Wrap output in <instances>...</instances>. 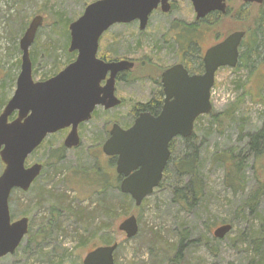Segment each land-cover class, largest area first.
<instances>
[{
    "label": "rangeland",
    "instance_id": "374dc122",
    "mask_svg": "<svg viewBox=\"0 0 264 264\" xmlns=\"http://www.w3.org/2000/svg\"><path fill=\"white\" fill-rule=\"evenodd\" d=\"M94 1L0 0V113L15 93L20 43L32 19L43 17L30 53L34 79L45 80L75 60L77 52L68 50L69 25ZM173 1L172 12L155 11L144 30L139 21L116 24L101 38L100 58L136 63L117 82L122 104L108 110L98 107L93 118L80 125L78 147L64 146L65 130L48 135L28 157L27 167L40 163L43 170L28 191L12 192L10 212L14 221L29 218V232L0 264H83L89 251L109 244L106 240L119 244L115 264H264V198L257 214L243 208L250 193L264 185V152L256 158L247 153L250 137L264 126V53L255 61L244 46L241 67L218 70L211 90L213 111L196 120L191 137L173 141L168 173L141 206L121 192L120 179L110 183L118 176L116 160L102 147L113 124L126 129L140 106L163 100L158 81L168 66L181 62L203 72L205 50L234 31H251L264 5L243 7L242 1L229 0L233 13L228 17L195 22L190 0ZM178 28L186 29L184 35L192 28L197 35L188 53L171 38ZM223 152H234L238 160L240 154L247 155L242 181L235 182L237 191L228 180V160L219 159ZM192 153L199 157L202 195L184 206L181 195L191 176L179 174L174 161ZM4 168L0 159V174ZM131 215L138 220L139 232L129 239L118 227ZM223 224L233 228L218 239L213 233Z\"/></svg>",
    "mask_w": 264,
    "mask_h": 264
},
{
    "label": "water",
    "instance_id": "95a60500",
    "mask_svg": "<svg viewBox=\"0 0 264 264\" xmlns=\"http://www.w3.org/2000/svg\"><path fill=\"white\" fill-rule=\"evenodd\" d=\"M191 1L197 19L216 11L225 14L228 10L226 0ZM159 5L164 12L171 8L170 0H96L88 4L83 14L69 25L68 50L77 52L75 60L45 80L34 79L30 53L43 17L38 15L32 19L20 43L22 62L15 93L0 113V159L5 165L0 174V258L13 254L29 232V218L14 221L10 212L12 192L28 191L43 170L40 163L27 167L28 157L48 135L67 128L71 130L64 146L78 147L79 126L92 119L96 108L104 106L108 110L122 103L115 94L116 76L133 69L135 62L100 58L102 36L116 24L136 20L144 30ZM246 35L245 30H237L210 47L205 53L201 74H190L183 64L164 71L162 84L166 97L158 115L142 112L127 129L113 124L102 151L116 157V172L123 177L120 190L130 195L136 206H141L162 183L171 158V141L179 136L191 137L196 120L213 111L211 90L217 71L238 66ZM118 228L127 238L135 237L139 232L136 216L127 217ZM232 228L231 224H223L213 234L222 239ZM118 246L114 243L89 251L83 264H115Z\"/></svg>",
    "mask_w": 264,
    "mask_h": 264
},
{
    "label": "trees",
    "instance_id": "16d2710c",
    "mask_svg": "<svg viewBox=\"0 0 264 264\" xmlns=\"http://www.w3.org/2000/svg\"><path fill=\"white\" fill-rule=\"evenodd\" d=\"M250 4H244L243 7H247ZM262 11L259 15V20L257 21L254 20V27L252 28L251 31H246L247 32V37L243 43V47H247V55L251 56V53L253 54V58L255 61H257V57L261 58L263 55L262 53H264V5L262 7ZM233 13L232 9L229 7L227 10V13L225 15H222L224 17H228L229 15H231ZM238 20H240V13L237 15ZM257 29H258V33H257ZM259 33L262 35L260 36ZM259 37V38H258ZM257 39H258V43H257ZM100 49V48H99ZM32 53V51H31ZM32 55V54H31ZM244 59L241 58L238 67L242 66V61ZM263 61V60H262ZM70 62V61H69ZM68 62V63H69ZM193 72H195L192 69ZM57 72V71H56ZM196 72H199V70H197ZM124 75V74H123ZM122 75V76H123ZM124 78V76H123ZM3 102H6L5 99L2 100ZM1 101V102H2ZM3 103H0V106H2ZM6 105V103H5ZM155 106L161 107L162 106V101L154 104V102H151L149 104L146 105H142L140 106V108L138 109V113L140 112H144V111H150V112H155L157 109L155 108ZM43 144V143H42ZM41 146V145H40ZM249 152H247L248 154L250 153V156H253L254 158L258 157L260 154H262L264 152V126L259 129L257 131V133L253 134L250 139H249ZM225 153V152H223ZM234 153V152H231ZM229 154V153H225V154H221V156L219 157V159H224L228 160V167H229V176H228V180L231 182V186L233 188L236 189L237 191V187L235 186V182L237 181H242V178L240 177V174L244 168V164H245V160L247 158V155L245 156H238L239 160L233 156V154ZM198 154L197 153H192V154H187L186 156H184L183 158H180L177 161H174V167L176 168V171H179V174L181 175H190L191 176V180L188 183V185L185 186V193L181 195V203L185 206V204H187L190 199H198L202 194V184H201V180L199 181L198 178V172L200 169V162L198 160ZM171 162V159L169 161V164ZM167 165L165 172H164V178L166 177L167 173H168V166ZM198 171V172H197ZM115 175V174H114ZM120 179V182L122 180V178L117 177H113L110 180V183L112 181L118 180ZM162 180V182H163ZM103 182H105V179L103 180ZM102 185V183H101ZM105 185V184H104ZM162 185V183L160 184V186ZM159 186V187H160ZM120 187V184H119ZM182 190V189H180ZM184 191V190H182ZM264 198V185L263 186H259L257 187V191H252L249 195V198L246 200L243 208L248 207L250 209L251 213H255L257 214V210L259 209V206L262 202V199ZM110 211V210H109ZM108 211V212H109ZM125 213V212H124ZM263 238H260L261 242L260 245L263 244L262 241ZM105 243H109V240H106ZM108 244V245H109ZM183 246V242L182 240L180 241V246Z\"/></svg>",
    "mask_w": 264,
    "mask_h": 264
},
{
    "label": "flooded vegetation",
    "instance_id": "af4514ba",
    "mask_svg": "<svg viewBox=\"0 0 264 264\" xmlns=\"http://www.w3.org/2000/svg\"><path fill=\"white\" fill-rule=\"evenodd\" d=\"M191 1V0H190ZM240 1H242V0H240ZM174 2L175 1H173V0H170V4H171V8H170V10L168 11V12H164L163 10H162V8H161V5H159V7L156 9V10H154L153 12H152V14L155 12V11H158V10H161L164 14H170L171 12H172V10L174 9ZM228 2H229V0H226V3H227V5H228ZM244 4H252V3H245L244 1H242ZM191 3H192V1H191ZM258 6H262L263 4H264V2L262 3V4H258V3H256ZM193 5V4H192ZM194 8V7H193ZM228 8H229V6H228ZM195 11V10H194ZM196 13V12H195ZM227 13V12H226ZM225 13V14H226ZM151 14V15H152ZM225 14H223V13H221V12H219V11H216V12H212V13H210V14H208L207 16H205V17H203V18H200V19H197V17H196V21L195 22H208L210 19H212V18H215V19H218V18H221L222 17V15H225ZM151 15H150V17H151ZM150 17H149V20H150ZM136 21H138V20H136ZM135 22V21H134ZM132 23V22H131ZM148 23H149V21H148ZM139 26H140V22H139ZM141 30V29H140ZM185 30L186 29H181V28H178L177 29V31H175V33H174V35H173V37H171L172 39H173V41L174 42H176V43H178L179 44V46L181 47V49L183 48V51L185 52V53H188V51L190 50V44H197L196 43V41H198L197 40V38H196V34H195V32L194 33H192L191 31L193 30L192 28L191 29H189L188 31H189V34H185L184 35V33H185ZM229 35V34H228ZM227 35V36H228ZM259 35L260 36H262L260 33H259ZM193 36V37H192ZM226 36V37H227ZM226 37H224V38H222V39H218V41H216L214 44H212L210 47H213L214 45H216V44H218V43H220L221 41H223ZM246 37H247V35H246ZM246 37L244 38V40H243V42H242V44H241V47H240V57H239V62H240V60H241V58H242V52H241V48L243 47V43H244V41H245V39H246ZM259 41L257 40V43H258ZM190 43V44H189ZM188 45V46H187ZM190 45V46H189ZM210 47H208L206 50H205V52H204V54H203V56H202V58H203V64H204V56H205V53H206V51L210 48ZM189 49V50H188ZM103 59V58H102ZM106 60V59H105ZM107 61H115V60H107ZM134 62V61H133ZM176 64H183L184 65V67L189 71V73L190 74H201V73H203V72H201V73H196V72H193L192 71V69L190 68V67H188L185 63H181V62H176V63H174V64H172V65H170V66H168L165 70H163L162 72H161V77H160V81H158L159 82V87H160V90H159V94L163 97V100H162V106L161 107H157L156 109V111L155 112H151L153 115H158L159 113H160V111H161V109H162V107H163V103H164V99H165V97H166V95H165V92H164V89H163V84H162V74H163V72L164 71H166L168 68H170V67H172V66H174V65H176ZM135 65H136V63H135ZM205 67V66H204ZM134 68H135V66H134ZM133 68V69H134ZM133 69H130V70H125V71H121V72H119L118 73V75L116 76V84H115V94H116V96H117V91H116V85H117V82L119 81V79L120 78H122V75L123 74H125L126 72H128V71H132ZM103 85H105V81L103 82ZM162 91V92H161ZM118 97V96H117ZM119 98V97H118ZM119 99H121V98H119ZM122 100V99H121ZM98 107H102V108H104V110H107V109H105V107L104 106H98ZM97 107V108H98ZM97 108H96V110H97ZM96 110L94 111V113H93V116H94V114H95V112H96ZM144 112H146V111H144ZM147 112H150V111H147ZM140 113H142V112H140ZM140 113L136 116V118L140 115ZM135 118V119H136ZM135 121V120H134ZM134 123V122H133ZM80 127V126H79ZM130 127V126H129ZM128 127V128H129ZM127 129V128H126ZM65 130H67V133L69 134V132H70V130H71V128H67V129H64V130H61V131H65ZM60 132V131H59ZM79 134H80V132H79ZM68 136V135H67ZM110 136V131H109V134H108V137ZM80 138H81V134H80ZM177 138H183V137H176V138H174L172 141H171V143H170V149H171V145H172V143H173V141L175 140V139H177ZM72 149V148H71ZM107 156V155H106ZM109 157V156H108ZM111 158H115V160H116V157H111ZM115 170H116V168H115ZM118 175V174H117ZM118 177L119 178H123L122 176H120V175H118Z\"/></svg>",
    "mask_w": 264,
    "mask_h": 264
},
{
    "label": "bare ground",
    "instance_id": "6f19581e",
    "mask_svg": "<svg viewBox=\"0 0 264 264\" xmlns=\"http://www.w3.org/2000/svg\"><path fill=\"white\" fill-rule=\"evenodd\" d=\"M250 230V229H249Z\"/></svg>",
    "mask_w": 264,
    "mask_h": 264
}]
</instances>
